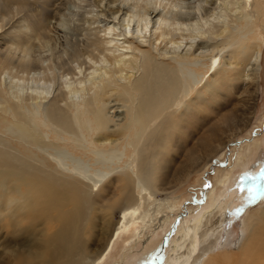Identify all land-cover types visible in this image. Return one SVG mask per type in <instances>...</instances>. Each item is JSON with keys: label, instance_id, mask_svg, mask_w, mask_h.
Wrapping results in <instances>:
<instances>
[{"label": "bare ground", "instance_id": "1", "mask_svg": "<svg viewBox=\"0 0 264 264\" xmlns=\"http://www.w3.org/2000/svg\"><path fill=\"white\" fill-rule=\"evenodd\" d=\"M0 1V34L8 20L15 25L9 28L11 41L2 40L7 48L0 54V264H102L128 228L143 224V234L161 215L168 219L173 206L167 198L158 201L159 193L166 197L168 192L161 186L175 180L183 184L200 159H213L238 131L236 105L222 108V89L235 73L245 87L238 104L252 108L264 16L256 0H216L227 17L234 15V4L241 9L231 22H213L217 26L212 20L207 24L210 11L199 24L181 15L174 10L179 0H122L127 11L121 6L112 11L121 0H93L91 12L109 8L108 26L81 51L68 33L64 46L59 31L45 34L47 14L39 13L42 19L31 25L25 1ZM149 18L156 19L152 30ZM134 19L138 38L127 32ZM121 20L125 30L117 32ZM188 26L195 27L194 35L171 38L173 30ZM143 30L149 31V43ZM187 37L215 42L204 54L160 52L165 41L179 44ZM81 58V73V65L89 66L84 68L89 73L80 78L70 63ZM101 62L109 67H95ZM56 68L74 81L49 77ZM218 108L227 114L216 116L210 135L194 147L186 140L184 145L181 140L191 137V128L203 132L210 110ZM115 151L118 156L109 154ZM178 156L185 161L176 168ZM237 190L239 196L248 191L243 184ZM217 195L183 222L167 264H221L218 257L226 263L264 264V209L253 211L243 224L236 262V256L219 251L218 243L234 213L229 204L238 195ZM17 241L24 244L16 247ZM96 242L100 247L93 252Z\"/></svg>", "mask_w": 264, "mask_h": 264}, {"label": "rangeland", "instance_id": "2", "mask_svg": "<svg viewBox=\"0 0 264 264\" xmlns=\"http://www.w3.org/2000/svg\"><path fill=\"white\" fill-rule=\"evenodd\" d=\"M21 1H25V3L27 4V6L24 8V10L28 12L25 19L28 20V23H32L31 25L38 23L39 20L42 19V16L38 15L39 13L43 12L44 14L48 15V18L43 21L44 25L47 28L45 34L47 36H53L56 32L59 31L60 42L63 44V46L64 43H67V37L64 35V33H68L70 34L69 38L71 37L72 40L78 44L79 50H86L90 46V42L102 37L101 35H103V32L101 31L105 30V28H107L108 26V20L110 17L109 8H106L107 11H105V13H97L95 11L91 12L92 10L96 9L92 8L90 4L91 2L93 3V0H86L88 2L84 3H80L79 0ZM215 1L216 0H179L177 5L174 7V10L178 11L185 17L195 18L194 20L195 22L197 20L198 24L202 22V17L206 18L209 13L208 11H210V15H212L210 16L211 19L207 16L210 20H207L208 26L211 20V26H217V24L215 23H220L221 25H223V23H225V21L227 22V20L228 22H231L235 19V16H238L241 13L240 5L234 4L230 7L232 13L234 12V15H230L229 13L227 17L224 15L223 11H220L221 8H218L220 7L219 2L215 4ZM121 2L122 0L117 2V4L113 6L112 11H114V8L115 11H117L120 6L122 9H125L127 11L128 6H124L125 3H122V5ZM168 2L169 1H166L165 3ZM256 3L257 9H259V11H262L263 13L261 12V15L264 16V0H256ZM111 7L112 5H110V8ZM1 9L2 2L0 1V10ZM44 9L46 10L44 11ZM12 10L15 9L12 8ZM10 13L13 14L17 12L10 11ZM215 14H217V17H215ZM118 16H120V14ZM10 17H12V15ZM220 17H223L222 19L225 18V20H218L220 19ZM213 19H217L216 21L220 22H216ZM88 20H90V23H93L94 20H96L97 22L95 21L94 24L89 25ZM10 21H7L6 28H4L2 31L3 36L0 34V54L4 53L5 49L7 48L6 44L1 43L2 40L5 39L7 42H10L13 37V32L9 28L14 27L15 25L12 21V23ZM61 21H64L67 24L63 28L59 27V23ZM135 21L136 19L130 22V26L132 28H130L129 26L127 32L131 36L138 38L136 36L139 35V28L137 26V22ZM155 21L156 19L149 18L147 21L149 23L148 26H150L151 28L154 25ZM115 22L118 23L119 20H116ZM121 23L122 20L119 23L120 26ZM124 24L126 23L123 22L121 27L119 25L117 26V32H120V30H125ZM193 26L182 27L179 31L173 30L174 33L171 35V38H176L183 34L187 36L192 34L194 35L193 30L195 27ZM259 27L264 36V26L259 23ZM150 28L148 30H150ZM142 32L143 34L145 32V35L147 36V40H145L149 43V31L147 32L143 30ZM212 41L215 42V40ZM212 41L209 39L201 40L199 38L196 39L194 37H187L179 44H169L168 41H165V43H163L159 49L160 52L168 53L170 57L184 56L188 53L193 52H196L197 54H204L211 51L213 47V45H211L213 43ZM148 43L146 44L148 45ZM205 43H207V45H211V47L206 48ZM83 59L84 58H81V60L76 63H70V67L74 69L75 72H78V77L89 73L88 70H84V68L87 69L89 67L85 65H81L83 67V72L81 73L80 71L81 69L79 68V63H82ZM260 61L259 81L257 90L255 94H253L254 100L249 101V103H251L252 105V108H250V110H246L247 107H242L238 104L240 98L243 97L242 93L244 92L245 87L240 81H237L238 79L235 78V73L232 75L233 77L227 81V84L222 89V108L224 109L229 106V109H231L232 106L234 107L236 105L234 114H237L236 120H239V125H237L239 126V129H237L238 131L236 133L232 132L234 134L233 138L225 146V149L215 157H213V159L211 158L207 163L203 159H200L199 167L190 174L188 180L183 184L177 186L175 182H178V180H175L174 183L170 184L171 186H161V189H166V191L168 192H165L166 197H163V192L161 193L162 195H160L159 193L158 201H163L167 198L169 199L170 204H172L173 206V209L167 211L166 213L168 214L166 216L168 217V219L165 220V217L161 215L153 223L154 226H150L151 229L147 232L145 231V233L143 232V234H140L141 231H143V224H140L139 228L133 226L128 228L120 235L118 240L114 242L115 244H113L114 246L112 247V250H110V253L106 255V259L102 264H167L169 261V256L172 255L171 251L173 248V242L178 238L182 227H184L183 222L189 221L195 215L194 211L199 210L201 207H206V205L211 200L210 198L212 194H218L217 197H219V195L221 194H228L229 196L236 197L237 195L239 196V194L237 193L239 185L243 184L247 186L248 191L243 193L239 197L237 196L236 200L232 199V201L230 202L229 206L232 208L231 210H233L234 213L232 214L229 223L226 224L224 230L222 231L221 238L218 243V248H220L219 251L223 253L227 252V254L230 256H236L235 260L239 258L238 256H240L241 252L238 247L245 229L243 224L247 223V218L250 214L253 213V211H255L256 209H264V46L262 47V55ZM100 64L102 65L100 66ZM105 64H107L106 67H109V64L106 62H101L95 65V67H105ZM35 74L37 75V73ZM50 74L56 76L60 83L61 78H63L64 81L67 80L68 83L70 81V76H65V74H63V70H61L60 68H56L53 72H50L48 74L49 77H51ZM43 75L41 76L44 78L45 76ZM9 77V75L2 76V78H5L6 82H9ZM39 77L40 76H36L35 80H38ZM72 80L74 81V79ZM71 81L70 83H72ZM63 82L62 84L64 85L65 83ZM31 84L32 83H29L27 86L31 87ZM40 84L42 85V83H40L39 81L38 86H41ZM33 85L34 83L32 84V86ZM34 86H37V83H35ZM253 90L254 89L251 88V91ZM52 96H54L53 92ZM214 111H217L218 113H213ZM220 112L222 113L224 112V110L222 111L220 108L213 111L210 110V113L206 118V122H209L207 124L208 126L205 127L206 129H204L203 132H199L195 128L194 130H192L191 128V137H185L183 140H181V142L184 145L185 142H189V145L191 147H194L198 143H200V139H202L203 137L206 138L207 135H210L213 124L212 122L217 121L218 117L220 116H218L217 118L216 116ZM231 113L232 110L228 114ZM223 114H227V112H224ZM244 124L247 125V128H244ZM184 140L186 141L184 142ZM118 153H120V151L111 152L109 154L118 156ZM178 157L179 158H177L174 164L176 168L181 167L183 165L182 163L185 161L182 160V156ZM176 178H178V176H176ZM168 181L172 182L171 179H169ZM226 198H228V196ZM119 217L120 212H117L115 215V222L118 221ZM138 232L140 235L136 237ZM100 241L102 242V239H100L98 242ZM21 244H24L23 241H17L15 246L17 247ZM98 245H100V243L96 242V244H92L90 246V249H92L93 252L98 251L100 247H98ZM3 254L4 251L1 250L0 261L3 257ZM216 260H220L221 264H236L235 262L226 263V261H223L222 257H218ZM236 262H238V259L236 260ZM74 264L81 263L78 262ZM237 264L241 263L238 262Z\"/></svg>", "mask_w": 264, "mask_h": 264}]
</instances>
